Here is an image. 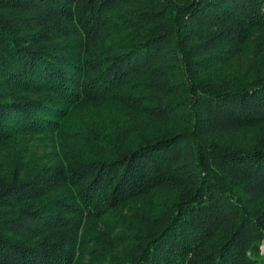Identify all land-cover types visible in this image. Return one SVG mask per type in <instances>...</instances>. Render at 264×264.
Returning a JSON list of instances; mask_svg holds the SVG:
<instances>
[{"label":"trees","instance_id":"1","mask_svg":"<svg viewBox=\"0 0 264 264\" xmlns=\"http://www.w3.org/2000/svg\"><path fill=\"white\" fill-rule=\"evenodd\" d=\"M263 60L264 0H0V143L108 105L171 125L0 178V264H75L73 217L158 194L123 256L96 263L264 264ZM251 129L241 146L217 140Z\"/></svg>","mask_w":264,"mask_h":264},{"label":"rangeland","instance_id":"2","mask_svg":"<svg viewBox=\"0 0 264 264\" xmlns=\"http://www.w3.org/2000/svg\"><path fill=\"white\" fill-rule=\"evenodd\" d=\"M252 33L244 53L238 58V66H243V62L251 57V51L260 35L258 31ZM262 65L264 66V60ZM63 124L59 132L16 134L0 143V178L10 180L13 170L20 172L19 176L22 177V174H33L44 167L62 166V151L65 153L63 145L73 148L86 158H105L115 149L120 151L132 145L137 141L139 133L150 135L156 130L160 132L171 127L164 120L150 119L113 105L88 108L70 116ZM256 133L257 129L225 132L218 135L217 140L222 144L241 146ZM160 197L158 194L135 200L94 221L73 217L79 228L75 247H79L82 242L85 245L83 249L77 250L75 264H98L95 254L104 257V263L119 260L123 256V249L118 243L120 236L138 223L137 213L154 214ZM114 241L116 244L113 245Z\"/></svg>","mask_w":264,"mask_h":264}]
</instances>
